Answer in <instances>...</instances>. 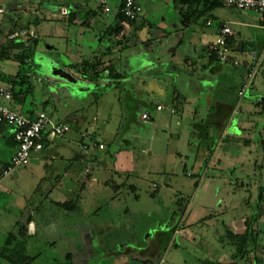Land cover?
<instances>
[{
	"label": "rangeland",
	"instance_id": "374dc122",
	"mask_svg": "<svg viewBox=\"0 0 264 264\" xmlns=\"http://www.w3.org/2000/svg\"><path fill=\"white\" fill-rule=\"evenodd\" d=\"M15 1L17 3L0 0V6L5 10L3 18L14 19L18 26H25L39 16L36 1ZM89 1L95 19L90 27L78 25L64 30L62 24L55 21L46 22L39 28L40 40L31 55V64L37 74L30 73L34 92L27 96L23 104L25 112L30 109L45 110L62 120L66 118L61 116L78 112L92 119L94 97L99 93L93 95L86 92L78 83L81 92L73 96L70 87L60 83L63 81L61 78L50 74L53 68L61 67L67 54L76 52L78 46L75 40L84 47L88 45V39H91V44H97L98 24L116 23L114 12L121 0H108L111 9L108 14L103 12L97 0ZM137 2L143 9L146 21L163 20L169 29L185 26L180 2ZM216 11L221 12V8L217 7L201 16L198 27L205 26L208 18H214ZM11 28L0 30V50L4 47L9 53H22L28 38L34 37L31 26L23 32L11 33ZM16 39L21 40L20 46L13 43ZM210 51L215 55L212 48ZM232 55L239 61L238 65L221 63L214 72L204 74L205 80L212 84H202L214 87L215 94L211 100L200 86L175 85L184 98L174 114L171 113L173 87L169 88L168 97L161 101L169 107L163 106L161 111H156V104L152 100L141 105L132 94L117 92L119 99L110 97L112 106L105 109H111L106 119L110 118L112 132L121 125V133H124L125 128L135 127L138 125V111L141 108L149 111L153 117L152 126L146 128L153 138L149 149L152 153H135V171L122 174L119 189L107 191L101 181L86 189L82 202L86 217L82 219L95 232L92 235V248L84 251L89 255L83 264H159L161 257L164 258V264H264V48L251 49L248 43L244 52ZM15 62L18 66L19 63ZM246 65L256 68L247 75L243 72ZM10 68V64L0 59L1 83L7 78L6 73L14 72ZM57 79L59 81H54V88H49L50 81ZM245 79L249 80V85L242 90L244 96L239 101L238 93ZM56 90L57 96L51 97L49 92ZM200 93L203 96L199 97ZM47 100L50 103L46 104ZM217 100L229 103L231 109L236 108L237 111L230 118L232 126L228 131L229 138L221 137L219 128L212 125L210 133L215 144L209 148L214 147V153L206 164L204 158H208V154L203 156L202 151H192L189 147L191 129L188 123L191 120L198 123L204 119L205 111L211 108L208 102ZM231 120L227 124L221 123L222 129L227 128ZM135 129H138L137 126ZM106 142L110 144L109 149H114L111 140L107 139ZM201 149L204 151V148ZM30 183L25 180L14 182L8 186L7 192L0 194V250L3 255L0 256V264H13L4 256L14 259L17 253L28 258L27 264H63L68 254L72 261L81 257L82 250L74 249L79 245L81 234L73 218L64 220V238L55 243L49 240L51 236L44 230L39 229L35 236H25L18 228H14L15 220L31 211L27 204L30 198L23 195L36 192L31 201L34 203L44 192V189L32 192ZM47 206L50 211H41L50 218L52 214L57 217L62 211L49 201ZM15 216L18 218L15 219ZM243 220L253 221V236L257 246L249 245L241 255L230 243L226 233L229 228L222 224L231 223L235 228L233 233L243 234L246 230V226L242 227ZM172 228H177V232L173 233ZM22 260L15 258L17 264H22Z\"/></svg>",
	"mask_w": 264,
	"mask_h": 264
},
{
	"label": "crops",
	"instance_id": "0c3cea01",
	"mask_svg": "<svg viewBox=\"0 0 264 264\" xmlns=\"http://www.w3.org/2000/svg\"><path fill=\"white\" fill-rule=\"evenodd\" d=\"M34 1L38 4L39 16H36L30 25L32 35H34L30 38H35L38 41L40 40L39 28L46 22L59 21L64 30H69L70 26L78 25L90 27L95 22L94 11L91 10L89 0ZM97 1L101 4L100 0ZM225 1L220 0L222 2L219 7L221 12L216 11L214 18L206 20L205 26L199 28V21H197L185 23L184 27L169 29L163 20V22L146 21L143 13L140 19L134 23L125 19L120 22L118 14L122 4L121 0L118 9L114 12L116 23L98 24L99 43L91 44V39H88L86 42L88 45L84 47L79 44L78 40H75L78 49L71 54H65L66 61L60 64V68L76 77L82 90L91 92L93 95L99 93L94 97L95 106L93 107L92 119L88 115L77 112L66 117L61 116V118H66L62 120L53 117L52 113L46 111L54 121L69 124L71 130L62 138H48L44 148L33 153L29 165L21 170L17 168L6 176L2 173L16 151V143L12 138V129L6 125L0 127V194L7 192L8 186L14 182L24 180L31 182L32 192L44 189L42 197H40L41 200L38 198L34 203L31 201L36 192L32 193L33 195H23L30 198L27 204L31 211L22 214L18 220L16 219L18 216H15L14 228H18V231L25 236H35L39 229L44 230L53 238L49 237V240L55 243L64 238L62 233L64 220L69 221L70 218H73L75 227L81 234L79 245L74 249L80 248L82 250V256L73 259V263L83 264L89 255L88 252L84 253V251L92 248V235L95 232L94 228L90 225L86 226L85 220L82 219L86 217L82 208L86 189L98 185L100 181L107 191L119 189L122 185V174H131L135 171V153L146 151H149V154L152 153L149 149L153 138L150 136L149 129L146 128V126L149 128L152 126V115L147 109L141 108L136 118L138 125L135 127L137 126L138 129L131 126L125 128L124 133H121L123 126L121 125L118 130L112 132L110 130V118L109 120L106 119L107 112L111 110L106 111V109L112 106L110 97L119 99L121 92L126 95L132 94L141 105L152 100L153 104H156V111H161L163 106L169 107L168 104L161 101L168 97L169 88L173 87L171 113L174 114L178 111L180 102L184 98V94L177 87L175 88L176 84L187 85V87L200 86L201 89H205L204 94L209 96L210 100L214 97V87L212 85L205 87L202 82H209L205 80L204 74L214 72L222 63L213 58L210 51L217 39V31L220 27L227 25L233 31L232 40L229 43L232 61L229 63L234 66L238 65L239 61L232 54L244 52L248 43L251 49L264 48V24L261 15L255 12L237 10L226 5ZM12 2L17 3L15 0ZM61 6L66 7L68 13L55 17ZM101 7L103 8L102 4ZM52 11L55 14H51ZM103 12H105L104 8ZM209 21H211L210 25L207 24ZM117 28H120L119 33L116 32ZM16 40L19 41L20 39ZM94 60H100L102 63L99 67L100 76L97 80H90L87 75L71 67ZM8 61L5 60L4 62L10 64V69L16 71L12 74L6 73L7 77H10L18 73L19 65L17 66L15 60ZM234 61L238 63L234 64ZM255 68V66L249 68L246 65L243 72L249 75L251 74L250 71L255 70ZM111 72L118 74L119 77H113ZM196 75H199L200 78ZM54 81L57 80L50 81L49 88L54 87ZM8 82L5 78L4 83L0 82V87L10 88L11 85ZM248 85L249 80L246 81L245 79L243 87L241 86L242 88L239 90L242 95L238 93L239 101L244 96L242 90ZM56 93L57 91L49 92L51 97L57 96ZM201 96L203 93L199 94V97ZM2 101L4 100L0 97V102ZM48 102L50 103V100H47L46 104ZM208 104L211 105L210 110L205 111L206 117L199 120V122H204V125H207L208 138L213 137L210 133L212 125L219 128L221 137L229 138L228 131L232 126L230 118L237 111L236 108L231 109L229 103L223 100H217L214 103L208 102ZM10 105L16 111L29 115L24 112L23 103L19 100H14ZM105 107L107 108L105 109ZM103 108L105 110L101 112L100 110ZM240 110L242 112V109ZM37 112L39 111L34 110L33 116ZM145 112L150 115L147 121L142 120L141 117ZM230 120L231 123L227 128L222 129L221 123L227 124ZM101 121L102 123H100ZM196 123L192 120L188 123L191 129L188 144L192 151H202L203 156L208 154V158H204L205 163L208 164L209 158L214 153V147L213 149L209 148L212 147V142L209 139L206 143L202 141L199 143L192 142V136L197 134L194 132ZM107 139L111 140L114 149H109L110 144L107 143L108 141L106 142ZM100 144L104 145L103 149L99 147ZM201 148H204V151ZM101 152L105 154L101 155ZM48 201L62 209L57 217L52 214L50 218L48 214L41 211L43 209L50 211L47 206ZM244 222L243 220L242 227H245ZM222 225L232 231L235 229L231 223L224 222ZM124 249L128 248L124 247ZM109 254L113 253L109 252ZM159 264H164V258H160Z\"/></svg>",
	"mask_w": 264,
	"mask_h": 264
},
{
	"label": "built area",
	"instance_id": "2783aa9c",
	"mask_svg": "<svg viewBox=\"0 0 264 264\" xmlns=\"http://www.w3.org/2000/svg\"><path fill=\"white\" fill-rule=\"evenodd\" d=\"M100 2L106 13L111 11L108 7V0H100ZM225 3L240 11L260 14L264 24V0H226ZM4 13V8L0 6V22ZM67 13L68 9L61 6L55 17ZM119 13L130 21H137L140 19L143 9L137 0H122ZM207 24L210 25L211 21ZM232 35L233 31L227 25H223L217 31V39L214 41L212 49L222 63L232 61L231 46L228 42L229 37ZM237 63V61H234V64ZM239 94L242 95V92ZM0 97L4 100L0 102V127L2 125L10 127L12 138L16 143V151L2 173L6 176L19 167L29 165L33 153L42 150L48 138H62L71 130V127L65 122L54 121L46 111H39L34 116L16 111L10 105L14 101V95L10 88L0 87ZM141 117L142 120L147 121L150 115L145 112ZM99 147L103 149L104 145L100 144Z\"/></svg>",
	"mask_w": 264,
	"mask_h": 264
},
{
	"label": "trees",
	"instance_id": "16d2710c",
	"mask_svg": "<svg viewBox=\"0 0 264 264\" xmlns=\"http://www.w3.org/2000/svg\"><path fill=\"white\" fill-rule=\"evenodd\" d=\"M176 2H180L183 6V8H181V16L186 23L197 22L201 18V16L207 15L213 9L220 7L222 5V2H220V0H176ZM118 18L120 22L124 19L128 20L121 13L118 14ZM34 22L36 23V21ZM130 22L134 23L135 21H130ZM30 24L31 23L29 22V23H26L25 26H18V24H16V20L11 19V18L10 20H7L6 18H2L0 22V30L3 28L12 27L10 30L11 33L15 31L23 32L29 29ZM119 31H120V28H117L116 32L119 33ZM231 40L232 38L229 37L228 42L230 43ZM38 42L39 41L37 39L29 37L27 40L25 49L22 53H17V54L9 53L7 50H5L3 46H2L3 48L0 50L1 61L15 60L19 63L18 73L14 76L7 77L6 79L9 81L8 83L11 85L10 90L12 91L14 95V100H19L23 104L27 96L34 92L33 86L31 85L29 78L31 75L30 73L37 74L36 70L33 69V66L31 64V55H32V50L38 44ZM13 43L20 46L21 41L15 40L13 41ZM213 58L219 61L216 54L213 55ZM101 64L102 63L100 60L99 61L94 60L91 62H84L83 64H79V65H72L71 67L79 70L80 73L87 75L90 80H97L100 76L99 67ZM25 66H28V67L26 68ZM29 67L32 69H29ZM111 75L113 77H119L118 74H114L113 72H111ZM33 112H34L33 109L26 111V113H28L30 116L33 115ZM194 126H195L194 132H196L197 134L195 136L194 135L192 136V142L199 143L200 141H202L206 143L208 142V139H209V141L212 142L211 145L214 146L215 143H213L212 138H208L209 135H208L207 125H204V122H198ZM260 199H261V196H260ZM252 220L251 221L246 220L244 222L246 226V230L243 234L233 233L232 230L226 229V233L230 238V243L237 248V251L241 255L243 254V252L247 249L249 245L257 246L255 244L256 242L253 236V227H252L253 221ZM176 230L177 228H172L173 233ZM21 234L23 235V233ZM255 251L257 252L256 249ZM0 256H3L1 253V250H0ZM4 257L9 259L13 264H17V262L15 261V258L17 259L22 258L23 259L22 264H27L26 261L28 259L23 254L21 255L18 253L16 254V257L14 259H12V256L11 257L4 256ZM63 264H74L69 254L66 258L65 263Z\"/></svg>",
	"mask_w": 264,
	"mask_h": 264
},
{
	"label": "water",
	"instance_id": "95a60500",
	"mask_svg": "<svg viewBox=\"0 0 264 264\" xmlns=\"http://www.w3.org/2000/svg\"><path fill=\"white\" fill-rule=\"evenodd\" d=\"M174 1H176V0H174ZM135 69H137V67H135ZM50 74H51V76L61 78V80H63V81H60V83L67 86V87H70V92L73 96L77 95L79 92H81L80 89L78 88V83H79L78 79L76 77H74L70 72H68V71H66L60 67H58V68L55 67L50 71ZM57 81H59V80L57 79ZM52 88H54V87H52Z\"/></svg>",
	"mask_w": 264,
	"mask_h": 264
},
{
	"label": "flooded vegetation",
	"instance_id": "af4514ba",
	"mask_svg": "<svg viewBox=\"0 0 264 264\" xmlns=\"http://www.w3.org/2000/svg\"><path fill=\"white\" fill-rule=\"evenodd\" d=\"M51 14H55L54 11H52Z\"/></svg>",
	"mask_w": 264,
	"mask_h": 264
}]
</instances>
